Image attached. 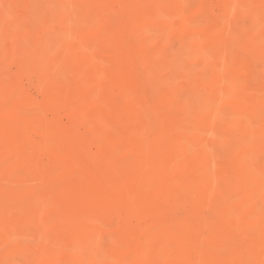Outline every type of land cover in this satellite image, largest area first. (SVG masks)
I'll return each instance as SVG.
<instances>
[{"label":"rangeland","instance_id":"obj_1","mask_svg":"<svg viewBox=\"0 0 264 264\" xmlns=\"http://www.w3.org/2000/svg\"><path fill=\"white\" fill-rule=\"evenodd\" d=\"M105 1L0 0V264H264V0Z\"/></svg>","mask_w":264,"mask_h":264},{"label":"bare ground","instance_id":"obj_2","mask_svg":"<svg viewBox=\"0 0 264 264\" xmlns=\"http://www.w3.org/2000/svg\"><path fill=\"white\" fill-rule=\"evenodd\" d=\"M26 1H27V0H26ZM106 1H107V0H106ZM106 1H105V2H106ZM110 1H111V0H110ZM106 3H108V2H106ZM111 3H112V2H111ZM114 3H115V2H114ZM123 3H124V2H123ZM95 5H98V4H95ZM107 5H108V4H107ZM113 5H114V4H113ZM91 6H93V5H91ZM99 6H100V5H99ZM29 7H30V6H29ZM95 7H96V6H95ZM112 11H113V10H112ZM22 12H24V11H22ZM91 12H92V11H91ZM89 13H90V12H89ZM93 13H94V12H93ZM24 14H25V13H24ZM28 15H29V13L27 14V16H28ZM46 15H47V14H46ZM43 16H44V15H43ZM91 16H92V14L90 15V17H91ZM95 16H98V15H95ZM41 17H42V16H41ZM93 17H94V16H93ZM112 18H113V17H112ZM35 19H37V18H35ZM35 19H34V20H35ZM119 19H120V18H118V20H119ZM30 20H31V18H30ZM30 20L27 21V22L30 23ZM34 20H33V21H34ZM40 20H41V19H40ZM105 20H107V19H105ZM105 20H104V21H105ZM31 21H32V20H31ZM35 21H37V20H35ZM42 21H43V20H42ZM108 21L111 22L110 18L108 19ZM112 21H113V19H112ZM120 21H121V20H120ZM102 22H103V21H102ZM121 22H122V24L124 25V27L127 26V25L123 22V20H122ZM41 23H42V22H41ZM41 23H40V24H41ZM111 23H113V22H111ZM111 23H110V24H111ZM35 24H36V23H35ZM101 24H102V23H101ZM115 24H116V23H114V24H112V25H115ZM41 25H42V24H41ZM106 25H107V23H106ZM106 25H105V26H106ZM116 25H117V24H116ZM116 25H115V26H116ZM47 26H48V25H47ZM117 26H119V25H117ZM121 26H122V25H121ZM128 26H129V25H128ZM39 27H40V26H39ZM102 27H103V26H102ZM38 29H39V28H38ZM112 29H114V27H113ZM113 31H114V30H113ZM113 31H111V32H113ZM108 34H109V33H108ZM111 34H113V33H111ZM110 37H111V36H110ZM126 40H127V38H126ZM129 43H130V42H129ZM110 44H111V43H110ZM134 44H136V43H134ZM110 46H111V45H110ZM114 49H115V48H114ZM115 50H116V49H115ZM116 55H117V52H116ZM123 89H124V88H123ZM93 97H94V96H93ZM93 99H94V98H93Z\"/></svg>","mask_w":264,"mask_h":264}]
</instances>
